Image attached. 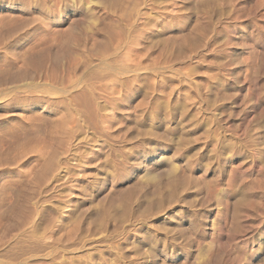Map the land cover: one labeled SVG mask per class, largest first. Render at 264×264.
<instances>
[{
    "label": "rangeland",
    "instance_id": "obj_1",
    "mask_svg": "<svg viewBox=\"0 0 264 264\" xmlns=\"http://www.w3.org/2000/svg\"><path fill=\"white\" fill-rule=\"evenodd\" d=\"M131 1L0 0V264H264V0Z\"/></svg>",
    "mask_w": 264,
    "mask_h": 264
},
{
    "label": "bare ground",
    "instance_id": "obj_2",
    "mask_svg": "<svg viewBox=\"0 0 264 264\" xmlns=\"http://www.w3.org/2000/svg\"><path fill=\"white\" fill-rule=\"evenodd\" d=\"M82 1V0H80ZM112 1H115L116 0H112ZM120 1V0H119ZM131 1V0H130ZM111 2V1H110ZM133 3V0L131 1ZM131 2L129 3L131 5ZM78 9H76L73 5L71 7H69V12H71L72 14H76L78 13L77 12ZM41 15H45V17L43 18H46L49 16V13H45V14H41ZM59 112L62 114V117H63V124L65 123L66 121V115L68 113V109L66 107H64V105H61L60 106L58 105V108ZM65 128H63L64 130ZM56 158H57V155L56 153H54L52 155V157L49 159L47 165H46V169H51V168H54L53 166H55V163H56ZM159 166V162L158 161H155V160H152L151 157H149L148 155L146 154H143L140 158V163L138 165V168H143L144 170H148V171H151V170H155L157 169ZM164 168V167H163ZM52 170V169H51ZM108 178V177H107ZM98 197L102 198L104 197L103 194H101V192L98 193ZM169 254L168 252L163 249V248H158L156 254H154L153 256H150V257H146L144 258L145 262H150L151 264H159L158 261H160V259H166L168 258ZM159 258V259H158ZM164 261V260H163ZM162 261V263H163ZM161 264V263H160Z\"/></svg>",
    "mask_w": 264,
    "mask_h": 264
}]
</instances>
